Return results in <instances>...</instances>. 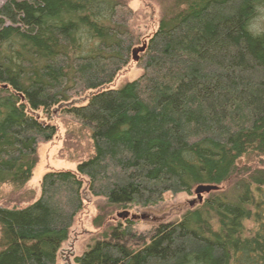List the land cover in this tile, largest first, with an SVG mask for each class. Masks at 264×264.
<instances>
[{"label":"trees","instance_id":"1","mask_svg":"<svg viewBox=\"0 0 264 264\" xmlns=\"http://www.w3.org/2000/svg\"><path fill=\"white\" fill-rule=\"evenodd\" d=\"M132 13L124 0L0 4V186L24 187L39 144L57 133L34 112L110 85L129 64ZM262 14L264 0H172L141 55L143 74L65 109L92 130L94 155L78 173H46L32 203L0 205V264H58L84 208L82 175L112 209L199 184L219 190L149 242L139 245L130 219L107 229L77 264H264ZM252 159L258 167H242Z\"/></svg>","mask_w":264,"mask_h":264},{"label":"rangeland","instance_id":"2","mask_svg":"<svg viewBox=\"0 0 264 264\" xmlns=\"http://www.w3.org/2000/svg\"><path fill=\"white\" fill-rule=\"evenodd\" d=\"M6 0H0V4ZM132 10L129 27L138 38L135 48L147 44L150 37L158 30L163 12L170 6L172 0H124ZM256 30H264V14L260 15L254 22ZM144 53V52H143ZM140 53V60L141 55ZM132 59L116 76L113 83L95 90L84 91L74 96L68 102H63L53 108L51 113H44L42 110L34 114L44 123H50L57 127V133L52 140L43 141L38 148V163L34 169L30 181L22 188H15L12 185L0 186V205L5 206H26L38 199L41 195V181L44 175L50 171H72L78 173V166L81 162L88 160L95 153L92 138V130L85 128L78 120L67 113L65 109L72 106L87 104L92 96L104 89H118L127 82L138 79L143 74V64L141 61ZM248 164L245 160L242 167H258L261 163L258 159ZM264 165V164H263ZM262 165V166H263ZM252 166V167H251ZM84 186V208L75 218L70 230L69 238L63 243L58 253V264H77L76 258L81 256L90 246L94 245L97 239L102 237V233L107 229L117 226L127 219L120 218L118 213L130 211L140 214L149 211L156 215L167 214L162 222L133 221L134 231L138 235L137 242H149L153 231L161 224L178 221L190 208L197 206L196 202L191 206V202L197 199L195 189L193 194L167 193L163 200L153 206L143 207L132 204L121 209L106 207V200L102 197H95L87 187L88 178L82 175ZM206 197V195H204ZM204 200V199H203ZM98 215L103 216V224L98 225L95 219ZM132 221V220H131ZM135 245V246H139Z\"/></svg>","mask_w":264,"mask_h":264},{"label":"water","instance_id":"3","mask_svg":"<svg viewBox=\"0 0 264 264\" xmlns=\"http://www.w3.org/2000/svg\"><path fill=\"white\" fill-rule=\"evenodd\" d=\"M147 48V44H144L142 47L134 48L133 50V58L135 61L140 60V53L145 52ZM219 190V186L215 184H199L195 187V194L197 195V199L193 200L190 204L195 205L196 202H202L204 199L205 194H209L212 191ZM118 216L120 218L130 219L132 221H151V222H162L164 219H166L167 214L163 215H156L149 211H143L140 214L131 213L130 211H125L122 213H118Z\"/></svg>","mask_w":264,"mask_h":264}]
</instances>
